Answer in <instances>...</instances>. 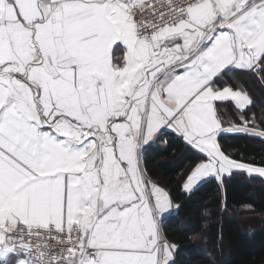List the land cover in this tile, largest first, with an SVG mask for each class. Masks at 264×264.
<instances>
[{"label": "snow or ice", "instance_id": "1", "mask_svg": "<svg viewBox=\"0 0 264 264\" xmlns=\"http://www.w3.org/2000/svg\"><path fill=\"white\" fill-rule=\"evenodd\" d=\"M233 69L264 76V0H0V264H174L141 150L169 129L202 154L186 192L264 177L218 144L264 138L220 87ZM226 101L241 125L222 127Z\"/></svg>", "mask_w": 264, "mask_h": 264}, {"label": "trees", "instance_id": "2", "mask_svg": "<svg viewBox=\"0 0 264 264\" xmlns=\"http://www.w3.org/2000/svg\"><path fill=\"white\" fill-rule=\"evenodd\" d=\"M223 86L249 95L251 103L244 110V118L248 127L264 131V76L233 70L220 80ZM218 106L224 127L241 125L234 103L226 101ZM223 107L231 113H224ZM218 144L229 158L264 167V138L220 134ZM203 160L196 149L169 129L143 151L148 177L168 193L175 207L162 222L164 238L176 246L174 264H264V217L259 224L246 219L264 216V178L233 171L222 184L211 178L185 192L187 176ZM196 239L203 244L198 246Z\"/></svg>", "mask_w": 264, "mask_h": 264}, {"label": "crops", "instance_id": "3", "mask_svg": "<svg viewBox=\"0 0 264 264\" xmlns=\"http://www.w3.org/2000/svg\"><path fill=\"white\" fill-rule=\"evenodd\" d=\"M149 1V0H148ZM123 55H124V50H123V46L122 45H116V46H114L113 47V51H112V56H113V59H114V62H121L122 61V59H123ZM233 70H236V69H233ZM233 70H231V71H233ZM237 71H240V70H237ZM218 103H221V102H217V104ZM233 103V102H232ZM239 111V110H238ZM223 112L224 113H231V111L230 110H228V109H226V107H223ZM218 116H219V114H218ZM226 124V123H225ZM226 126V125H225ZM222 127H224L223 125H222ZM227 127V126H226ZM164 129H161L157 134H156V136L158 137L159 136V134L163 131ZM220 134H236V133H220ZM246 134V133H245ZM157 139V138H156ZM156 139H154L153 141H151L150 142V144H154L155 143V141H156ZM148 145H146V146H144V149L147 147ZM144 149H142L141 150V168H142V170L145 172V174H146V178L147 179H149L150 180V178L148 177V174L146 173V170H145V167H144V161H143V151H144ZM201 156H202V154H200ZM234 171H240V170H234ZM243 172V171H242ZM211 178H214V177H206V178H203L201 181H199L198 182V184L200 183V182H202V181H205V180H207V179H211ZM216 179V178H215ZM152 181V180H151ZM197 184V185H198ZM184 189V188H183ZM165 191V190H164ZM185 191V190H184ZM166 192V191H165ZM186 192V191H185ZM187 193H189V192H187ZM169 200H170V198H169ZM172 204V203H171ZM174 209H175V207H174V205H172V208L170 209V211L169 212H167V213H165L164 215H163V217L161 218V235H162V237L164 238V235H163V231H162V222H163V220L168 216V215H170L173 211H174ZM165 239V238H164ZM166 240V239H165ZM167 241V240H166ZM168 243V242H167ZM169 244V243H168ZM169 245H171V244H169ZM175 250H176V248L173 250V258H174V260H175Z\"/></svg>", "mask_w": 264, "mask_h": 264}, {"label": "rangeland", "instance_id": "4", "mask_svg": "<svg viewBox=\"0 0 264 264\" xmlns=\"http://www.w3.org/2000/svg\"><path fill=\"white\" fill-rule=\"evenodd\" d=\"M203 162H206V158H204L203 157ZM256 167V166H255ZM247 174H249V173H247ZM229 174H224V176H223V178L225 177V176H228ZM249 175H256V176H259L258 174H249ZM215 178V177H214ZM223 178H222V180H219V182H220V184H222V181H223ZM262 178H264V177H262ZM185 182H186V180H185ZM264 216H258V217H253V216H251V217H247L246 219H248V220H250L251 222H256L257 224H259L260 223V220L263 218ZM197 240V239H196ZM196 243H197V245L199 246L200 244H203V242H199L198 240L196 241ZM201 249V248H200Z\"/></svg>", "mask_w": 264, "mask_h": 264}, {"label": "built area", "instance_id": "5", "mask_svg": "<svg viewBox=\"0 0 264 264\" xmlns=\"http://www.w3.org/2000/svg\"><path fill=\"white\" fill-rule=\"evenodd\" d=\"M148 2L152 3L153 5H155L157 2L158 3H166V0H149ZM48 243L50 245L49 250H54V251H58L59 250L58 246L55 245V241L49 240Z\"/></svg>", "mask_w": 264, "mask_h": 264}]
</instances>
